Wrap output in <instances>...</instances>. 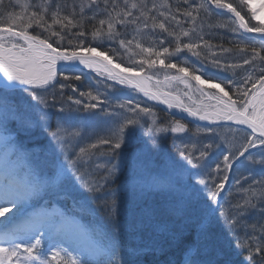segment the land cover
<instances>
[{
    "label": "snow or ice",
    "instance_id": "obj_1",
    "mask_svg": "<svg viewBox=\"0 0 264 264\" xmlns=\"http://www.w3.org/2000/svg\"><path fill=\"white\" fill-rule=\"evenodd\" d=\"M213 15L226 17L215 27L232 47L211 42ZM146 33L155 44L144 46ZM133 48L138 61L114 63ZM80 65L102 78L86 91L73 83ZM161 74L175 93L154 87ZM117 85L179 109L194 128ZM180 85L201 103H184ZM37 130L42 143L18 140ZM137 130L143 157L170 134L178 157L158 171L129 158ZM0 141V264H139L161 237L181 247L180 264H264V2L0 0ZM241 168L248 174L233 177ZM155 194L159 206L147 203Z\"/></svg>",
    "mask_w": 264,
    "mask_h": 264
},
{
    "label": "rangeland",
    "instance_id": "obj_2",
    "mask_svg": "<svg viewBox=\"0 0 264 264\" xmlns=\"http://www.w3.org/2000/svg\"><path fill=\"white\" fill-rule=\"evenodd\" d=\"M67 4L71 5L73 3L79 5L81 2H86V0H66L65 1ZM257 3L263 2V0H256ZM78 9V7H77ZM71 9H65V14H67V12H69ZM88 40L91 41V38H89ZM121 52L123 53V50H121ZM136 52L135 49H132V51L130 53H123L122 55H120V58L126 61V65L122 64V66H127L128 63L130 62L128 57L129 55H132L133 60L138 61L139 59L137 58V55H133ZM114 60V59H113ZM114 63H118L116 60H114ZM83 67V65H82ZM80 68V67H79ZM80 71H82L83 73H85L86 75H88V79L89 81L94 85L96 83L97 80L102 79L101 77H98L96 75V73H94L91 69H87V68H80ZM147 71V69H146ZM66 75L69 73H65ZM60 78V77H58ZM159 80L161 81L160 84L156 85L154 84V87H158L161 91H172L173 93H175L177 91V86L172 83L169 84L168 82L164 81L163 79V75L161 74L159 77ZM156 78H154L155 80ZM75 85L77 87L78 90L82 91V88L80 87V82L79 81H75ZM109 84L113 83L112 81L108 82ZM117 88L122 90V94L125 95H130L134 100L140 102L139 97H141L139 95L138 92H133L130 89L125 88V86L122 85H117ZM67 90V89H66ZM65 90V91H66ZM109 91H113L112 89H109ZM179 91H180V95L181 98L183 99L184 103L186 104H191V103H196V104H200L201 103V99L199 98V94L195 93V92H190L189 95L192 97L191 100H189L187 97L183 96V91H187V89H183V85L179 86ZM68 94L70 93V90H67ZM26 95V94H25ZM143 99V97H141V100ZM146 101V100H145ZM206 102V101H205ZM141 103V102H140ZM142 106L144 105H148L147 102L146 103H141ZM59 107V105H57V108ZM53 119H55V109H53ZM157 114V112H155ZM111 122L110 121H106V122H98L93 124L90 129H89V135L86 137L87 140H94L97 136L100 135H104L106 133L107 128L110 126ZM15 125H12V128H14ZM228 129H223L222 132L223 133H228ZM233 131H236V129H234ZM135 138L142 136L141 133H138V130L135 132ZM39 136V132L37 131H33L30 135H24L21 134L19 135V137L23 138L25 141H20V142H24V144H28L29 143V147H31L33 144L35 143H42L43 141L36 139ZM237 138H241V134L240 132L238 133ZM145 139V138H144ZM143 142V141H142ZM142 142L141 145L139 147H134V149H132L130 146L127 148V153L129 158H133L135 157L138 161H143L145 164H148V166L153 170V171H158L160 170L163 165L165 164V157L169 156L172 158H177L174 155H171L168 151V145H173V137L172 135H168L165 139H163L161 141V149L159 152H153L149 157L145 158L142 156V154H140L138 152V150L142 147ZM101 151H104V149H102ZM4 155V148H3V143L2 141H0V158H2ZM123 173L121 174L120 179H118L116 181V184L113 185V187H116L117 185H119L120 181L122 179H124V176L127 175L128 173V163H125L123 165ZM241 174L243 175H247L248 173L241 168L240 172H235V175H233V177H238ZM157 197H163L159 194H155V195H151L149 197L146 198L147 203L150 205L155 204L156 206L158 205L157 202L155 203ZM160 239H163V237H161ZM229 258H232V256H224L222 257V260H228ZM242 257H239V259H241ZM180 264V263H179Z\"/></svg>",
    "mask_w": 264,
    "mask_h": 264
},
{
    "label": "trees",
    "instance_id": "obj_3",
    "mask_svg": "<svg viewBox=\"0 0 264 264\" xmlns=\"http://www.w3.org/2000/svg\"><path fill=\"white\" fill-rule=\"evenodd\" d=\"M171 2L173 3V6H175L176 0H171ZM78 10L79 9H77V11ZM225 20H226V17H217V16L213 15L210 19L209 18L204 19V27L207 30V27L209 24L213 25L214 26L213 32L215 35H214V38L212 39L211 42L213 44H223L224 47L228 48V47H232V44L229 43V40H231V38H232L231 32L228 31V29H226V28L215 27V25H217L218 23L224 22ZM133 27L134 26H129V28H128L127 38H129V39H131L132 35H134ZM86 28L90 32L91 25H87ZM156 31L159 32L158 29ZM89 38H91V37L89 36ZM155 41H156V38L154 36H152L151 33H146L142 39V42H143L144 46H146V47L149 46L150 44H155ZM86 42H90V40H88ZM157 47H158V45H157ZM133 49H135V48H133ZM135 50H136V52H138V49H135ZM109 54L111 55V53H109ZM187 55H190V54H187ZM137 58L140 59V56L137 55ZM113 59L116 60L117 62L121 61L120 55L113 57ZM192 60H195V58L193 57ZM123 64L126 65L125 60H124ZM206 71H207V69H206ZM211 71L216 72L217 70L212 69ZM223 75H225V74L224 73H218V77H220V78H222ZM79 82L81 83L80 87L82 88V91L88 90L89 85H93L89 81L88 75H86L85 73H83L82 80ZM212 82L213 83L219 82V79H215ZM73 83L76 84L75 81H73ZM211 91H216V90L212 89ZM66 92H67V90H66ZM139 99H140L141 103L147 102L143 99L141 100V97H139ZM147 104L149 106H152L154 111L157 112V114H156L157 117L164 120V121H169L172 119H179L178 117H176V116L174 117L169 112H166L165 110L161 109L155 103L147 102ZM181 122L188 123V126L190 128H194V123H192V122H189L187 120L186 121L182 120ZM139 132L141 133L142 136L135 138L134 142L130 145V147L132 149H134V147H139L141 145V142L144 140V136L142 134V131L138 130V133ZM240 134H241V138H242L243 132L240 131ZM167 145H168L169 153L171 155H174L175 157H177L178 153L176 152L173 145H169L168 143H167ZM163 200H164V197H157V201H156L158 204L157 206H159L163 202ZM153 206H156V205L153 204ZM255 219H256V216H255V214H253V216L250 217L249 223L254 222ZM191 239H192L191 235H187L185 237V242H190ZM228 256H231V255H228ZM182 257H183V251H182L181 247H178V246L172 244L170 241H167L165 238H163V239H161L160 250H158V251H156V250L147 251L142 256H140L138 258V260H139V264H171L172 262H174V263L180 262L182 260ZM229 259H233V257L229 258ZM236 259H239V258H236Z\"/></svg>",
    "mask_w": 264,
    "mask_h": 264
},
{
    "label": "water",
    "instance_id": "obj_4",
    "mask_svg": "<svg viewBox=\"0 0 264 264\" xmlns=\"http://www.w3.org/2000/svg\"><path fill=\"white\" fill-rule=\"evenodd\" d=\"M59 63H64V62H58V67H59ZM141 95H143V93H141ZM144 96V95H143ZM146 99H148L146 97ZM149 100V99H148ZM151 102H155L156 104H158L162 109L166 110L167 112H169L170 114H172L173 116H177V117H181L183 116L184 117V120H188L190 122H193L195 123L194 121V118H191V117H187V114L186 113H181L179 109H168L167 108V105H164V104H160L158 101H154V100H150ZM201 124H206L207 122H199ZM239 127H245V126H239Z\"/></svg>",
    "mask_w": 264,
    "mask_h": 264
},
{
    "label": "bare ground",
    "instance_id": "obj_5",
    "mask_svg": "<svg viewBox=\"0 0 264 264\" xmlns=\"http://www.w3.org/2000/svg\"><path fill=\"white\" fill-rule=\"evenodd\" d=\"M263 2H264V0H263Z\"/></svg>",
    "mask_w": 264,
    "mask_h": 264
}]
</instances>
